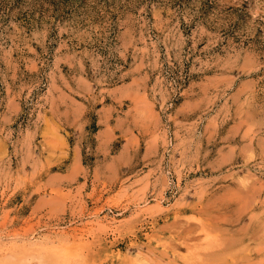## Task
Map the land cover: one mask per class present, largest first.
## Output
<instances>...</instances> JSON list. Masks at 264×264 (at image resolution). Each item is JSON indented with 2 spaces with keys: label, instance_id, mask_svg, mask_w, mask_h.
I'll use <instances>...</instances> for the list:
<instances>
[{
  "label": "rangeland",
  "instance_id": "rangeland-1",
  "mask_svg": "<svg viewBox=\"0 0 264 264\" xmlns=\"http://www.w3.org/2000/svg\"><path fill=\"white\" fill-rule=\"evenodd\" d=\"M0 157V264H264V0H0Z\"/></svg>",
  "mask_w": 264,
  "mask_h": 264
},
{
  "label": "clouds",
  "instance_id": "clouds-1",
  "mask_svg": "<svg viewBox=\"0 0 264 264\" xmlns=\"http://www.w3.org/2000/svg\"><path fill=\"white\" fill-rule=\"evenodd\" d=\"M0 160H4V158L3 157H0ZM5 163H6V161H4Z\"/></svg>",
  "mask_w": 264,
  "mask_h": 264
}]
</instances>
